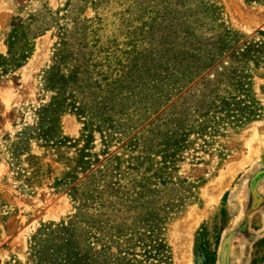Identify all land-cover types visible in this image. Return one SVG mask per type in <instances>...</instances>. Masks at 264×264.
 Instances as JSON below:
<instances>
[{
  "label": "rangeland",
  "instance_id": "rangeland-1",
  "mask_svg": "<svg viewBox=\"0 0 264 264\" xmlns=\"http://www.w3.org/2000/svg\"><path fill=\"white\" fill-rule=\"evenodd\" d=\"M162 1L0 0V264H221L264 172V3L192 0L181 43Z\"/></svg>",
  "mask_w": 264,
  "mask_h": 264
},
{
  "label": "flooded vegetation",
  "instance_id": "flooded-vegetation-1",
  "mask_svg": "<svg viewBox=\"0 0 264 264\" xmlns=\"http://www.w3.org/2000/svg\"><path fill=\"white\" fill-rule=\"evenodd\" d=\"M255 181L236 189L234 198L243 209L222 245L221 264H264L257 257L264 247V172Z\"/></svg>",
  "mask_w": 264,
  "mask_h": 264
},
{
  "label": "trees",
  "instance_id": "trees-1",
  "mask_svg": "<svg viewBox=\"0 0 264 264\" xmlns=\"http://www.w3.org/2000/svg\"><path fill=\"white\" fill-rule=\"evenodd\" d=\"M247 1L251 3H264V0ZM162 4L163 11L160 17L162 19L161 24L163 27H165L166 30L171 33L170 38L175 41L180 40L179 42L181 43H191V39L196 37L195 30H197V26H199L196 25L198 21L196 18L194 19L193 12H189L190 8H188V12L182 14L185 15V17H181V11H179V8H184L192 5V0H163ZM189 28H194V31H190ZM186 53L188 55H191V53H189L188 51H186ZM76 259L77 261H79V264H104L99 262L97 255H92L90 251L83 254L78 251ZM135 262L138 264H166V262H164L163 259L159 258L157 254L153 256L152 251L148 249L145 250L144 256L141 260L134 259V261H131L124 258L122 260L114 261L112 264H134ZM105 264L110 263L108 261Z\"/></svg>",
  "mask_w": 264,
  "mask_h": 264
},
{
  "label": "bare ground",
  "instance_id": "bare-ground-1",
  "mask_svg": "<svg viewBox=\"0 0 264 264\" xmlns=\"http://www.w3.org/2000/svg\"><path fill=\"white\" fill-rule=\"evenodd\" d=\"M42 47V46H41ZM255 138L258 139L259 135H255ZM251 150H254L256 152H259L261 148H264V139L260 138L259 140H255V143L250 146ZM232 177H227L221 180L219 186L215 188L214 192L211 194V198H213V201L219 200V198L223 195L224 191L229 186V183L231 181ZM236 195V194H235ZM234 196V195H233ZM233 199V197H232ZM185 257V256H184ZM187 264H190L189 261Z\"/></svg>",
  "mask_w": 264,
  "mask_h": 264
}]
</instances>
